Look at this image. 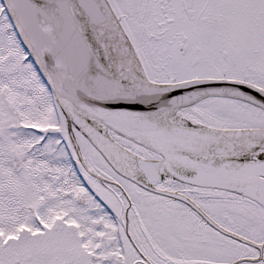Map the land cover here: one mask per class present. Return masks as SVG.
Instances as JSON below:
<instances>
[{"label": "snow or ice", "instance_id": "1", "mask_svg": "<svg viewBox=\"0 0 264 264\" xmlns=\"http://www.w3.org/2000/svg\"><path fill=\"white\" fill-rule=\"evenodd\" d=\"M0 264H264V0H0Z\"/></svg>", "mask_w": 264, "mask_h": 264}]
</instances>
